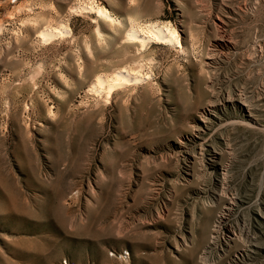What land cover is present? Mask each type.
Instances as JSON below:
<instances>
[{"label":"rangeland","instance_id":"1","mask_svg":"<svg viewBox=\"0 0 264 264\" xmlns=\"http://www.w3.org/2000/svg\"><path fill=\"white\" fill-rule=\"evenodd\" d=\"M0 264H264V0H0Z\"/></svg>","mask_w":264,"mask_h":264},{"label":"bare ground","instance_id":"2","mask_svg":"<svg viewBox=\"0 0 264 264\" xmlns=\"http://www.w3.org/2000/svg\"><path fill=\"white\" fill-rule=\"evenodd\" d=\"M14 3H16V0H14ZM18 8H20V7H18ZM70 12H84V13L85 12H93L96 14V17L100 21L108 22L112 26L122 28L125 25L124 20L118 19V18H113L109 14L108 10L105 9L104 7L98 6L95 8L94 6L84 5L82 7L80 6L77 8L76 7L70 8ZM68 32H69V30L65 29L64 26L41 28L40 30H38L36 37L38 39H40L41 41L46 42V41H49L56 36H62L63 33L67 34ZM97 33H98V35L102 36V34L100 32H97ZM177 33L178 32L175 30V28L172 27L170 24L169 25L168 24L161 25L157 22H152V23L149 22V23H146L142 26H140V25L137 26V25H134L133 23H129L126 30H125L124 35L121 38V41L123 43H127V44L139 45L141 47V49H143L148 44H154L157 46L158 45H161V46L166 45L169 47H175V48H178L179 50L183 51V46L181 45V40H180L179 35ZM141 68H143V66L141 64L136 65L135 68H133L132 70H128L126 67L122 66L121 68L115 70L107 78H104L102 75H96L94 77V80L92 81L91 85L86 89V91L88 93L89 92L90 93H94V92L102 93L103 92L106 94L107 97H110V95L114 91H116L118 88H124V87H128L131 85L140 84V83L147 81L149 78H151L149 74H146V73L143 74L141 71ZM244 102L245 101H243V103ZM246 104H247V102H246ZM246 108H248V106ZM251 108H253V107H251ZM231 204L232 203L225 205L224 210H223L224 213L223 212L220 213L221 215L220 216L218 215L219 218H223L224 220L226 219L227 214H225V212L230 211V209H231L230 205ZM218 222H219V219H218ZM222 222H223V220H222ZM218 228H220V227H218V225L213 226L212 233L214 235L217 233ZM228 228H229V226H228ZM226 236H228V235H226ZM216 237H217V235H216ZM248 237H251V236H247V238H246L247 242H249ZM252 239H253V236H252ZM250 243H252V242H250ZM257 243H259V242H257ZM245 245L246 244H244V247H245ZM250 249H251V246H250ZM249 252H250V250H249Z\"/></svg>","mask_w":264,"mask_h":264}]
</instances>
